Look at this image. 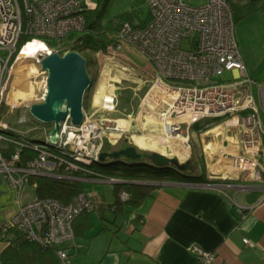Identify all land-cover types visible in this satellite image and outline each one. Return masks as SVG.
<instances>
[{
    "label": "built area",
    "instance_id": "obj_1",
    "mask_svg": "<svg viewBox=\"0 0 264 264\" xmlns=\"http://www.w3.org/2000/svg\"><path fill=\"white\" fill-rule=\"evenodd\" d=\"M146 2L148 20L141 23L121 19L107 51L99 54L118 57L128 47L138 50L153 63L154 73L138 113L154 115L160 120L162 130L154 135L156 145L172 149L169 140L181 135L186 137L191 154V127L199 124L197 130L202 131L215 124V118H222L226 128L238 129L240 147L211 155L210 177L263 181L264 81H256L249 75L236 37L230 2ZM97 6V0H0V109L11 66L21 49L18 48L21 37L28 34L40 41L49 38L55 45H48L47 54L59 51L70 32L85 27V12ZM124 61L115 65H121L129 76L134 67L128 58ZM228 71L232 72L229 79L225 78ZM46 93L47 86L44 98ZM116 96L113 92L104 100L116 104ZM84 110L85 119L81 124H73L70 117L61 122L55 140L48 136L45 141H33L23 131L15 136L7 123L0 122V172L7 174L17 192L32 175L119 181L115 176L97 171L94 164L102 160L101 153L107 149V142L115 145L120 137L116 132L124 129L108 120L102 108L99 111L104 113L97 118ZM27 144L38 153L21 162L22 147ZM121 197L127 199L128 192L122 191ZM96 203L97 198L85 191L66 202L53 197L18 200L15 214L1 229L6 233L13 228L25 239L56 247L61 263L69 264L70 250L61 244L75 237V218L82 212L95 210ZM239 214L243 220L247 211L240 207ZM243 239L251 243L249 237ZM191 249L200 262L209 263L215 258L213 251L198 244H193Z\"/></svg>",
    "mask_w": 264,
    "mask_h": 264
},
{
    "label": "crops",
    "instance_id": "obj_2",
    "mask_svg": "<svg viewBox=\"0 0 264 264\" xmlns=\"http://www.w3.org/2000/svg\"><path fill=\"white\" fill-rule=\"evenodd\" d=\"M130 49L125 48L118 57L101 54L105 66L110 64L106 71L110 75L103 82L110 83L114 78L112 83L119 87V92L127 87L122 79L127 76L121 65L115 63L122 64L128 58V63L134 67L129 79L134 78L135 82L139 75L151 80L154 73L152 62L148 58L139 63L133 61L128 52ZM105 87V96L115 92L109 91V85ZM96 105L95 110L102 108L105 113L111 112L102 103ZM211 129L198 131L197 126H192L189 131L191 140L202 144L206 155L239 149L238 133L234 137L225 127L222 134L211 132L206 136ZM159 147L165 150L168 146ZM195 164L192 175L205 172V177L211 180L167 178L148 181L152 187L142 201L118 212L104 206L114 201V186L108 197L106 191L96 187V183L103 180L85 179L93 187L88 190L84 187V191L100 197L104 204L101 205L103 208L78 217L75 237L61 244L70 250L69 264H264V180L211 178L208 164L205 168L197 166V162ZM36 186L30 180L17 192L7 174L0 172V229L15 214L18 200L25 202L37 197ZM240 207L247 211L243 220L240 219ZM245 236L251 239V243L244 241ZM6 243L0 232V250ZM193 244L213 251V261L200 262L191 249Z\"/></svg>",
    "mask_w": 264,
    "mask_h": 264
},
{
    "label": "rangeland",
    "instance_id": "obj_3",
    "mask_svg": "<svg viewBox=\"0 0 264 264\" xmlns=\"http://www.w3.org/2000/svg\"><path fill=\"white\" fill-rule=\"evenodd\" d=\"M186 1L193 4H201L204 0ZM229 1L232 3L234 10L243 15L239 21H235V33L239 42L241 53L247 63L249 75L256 81H264V0ZM148 12L149 8L146 0H110L104 17V22H107L111 19H130V21L132 20V22H136L140 21L141 19H146L148 17ZM47 46L48 44L46 42L33 39V41L21 47V52H23L22 54L25 57L18 59V55L21 50L20 49L11 66L8 87L4 93L0 109V122L7 123V125L10 127L8 130L11 133L15 134V136H19L21 131H23L28 139L35 141H42L43 137L50 136V132L53 128L52 123L45 125L40 124L43 126L36 125L38 127H31L28 126V124H24V121L25 123L26 121H30L31 116H33L30 113L31 103L44 100L48 74L41 65V58L39 59L38 57L37 59V55L39 51ZM80 52L85 57L91 56L97 59V64H93L90 67V74L92 76H96L94 78V83L85 94V100L87 104L85 109L89 111V114H91L92 118H97L101 114V111L95 110L98 108L96 103H100L95 101L97 93H104V89L107 88L105 87L106 85H109V91H115L114 84L112 83L113 81L110 83L103 82V79L107 80V75L109 73L106 71H108L110 64L108 65L107 63L108 66L106 67L105 58L101 54L95 53L90 49H85L84 51ZM128 52L129 54L131 53L132 60L137 63H139V61L147 60V58L136 49H130ZM104 67H106L105 70ZM231 76V71L225 73V78L229 79ZM129 78L131 77L127 76L125 79L122 78L124 81L123 84L127 87L121 89V92H118V90L115 91L117 95L115 100L116 104L108 102L105 104L102 102V106L105 109L111 110L110 113H105V116L108 117V120H111L112 123L116 122L117 126L124 129L123 132H116L117 135H120L118 140L115 142L116 144L112 145L107 142L106 148L112 149L119 147L122 142L127 139L128 142L136 144L141 149L150 151L156 150L172 154L173 150L169 146L167 149L162 150L161 147L154 143V135L159 134L162 130V124L160 120L154 115H144L138 113L142 98L150 86V78L145 75H139L136 79V82L134 81V78L131 80ZM137 81H141L142 83ZM94 102H96L95 105H93ZM122 119H126L129 124L127 122H125V125H123V123L121 124L119 120ZM217 120L219 121L216 124H213L212 126L210 125L204 130H209L217 124H224L222 118ZM33 127L35 128L32 129ZM223 131L224 130L208 131L205 133V135L207 136L211 132L222 134ZM228 131L234 137L237 136L238 129L236 127H230ZM133 136H139L142 138L144 142L143 146L145 147L138 145L132 138ZM190 143L191 154L189 148V150L184 155H182V158L180 159L183 160L190 154L188 159L197 162V166H202L205 168L208 163H211L210 155H206V153H204L202 144L200 146L199 144L194 143L192 140ZM112 160H114V158L109 157L107 158L106 162H112ZM82 183L83 187H85L87 190L93 187V185L90 186L91 183L84 179H82ZM96 184L98 185L96 186L97 188L101 187L103 191L107 192L108 197L112 195L111 188L114 186V182L103 180V182ZM95 216L96 214H94V218Z\"/></svg>",
    "mask_w": 264,
    "mask_h": 264
},
{
    "label": "trees",
    "instance_id": "obj_4",
    "mask_svg": "<svg viewBox=\"0 0 264 264\" xmlns=\"http://www.w3.org/2000/svg\"><path fill=\"white\" fill-rule=\"evenodd\" d=\"M97 2L98 6L95 9L85 12V27L80 31L70 32L64 38L61 45L62 47L59 49L61 53H65L68 50H77L80 52L85 49H90L95 53H104L107 51V46L113 41L114 32L121 19H111L104 22L110 0H97ZM230 4L233 6L231 2ZM232 10L234 22L239 21L243 15L234 10V7H232ZM148 18L149 16L146 19H141L142 23L146 22ZM31 39H33L32 35H23L19 41L18 48L20 49L23 47V45ZM44 41L50 46L55 45V42L49 38H44ZM86 58L88 70L90 72V67L93 64H97V59L91 56H86ZM92 77L95 78L96 76L93 75ZM86 105V100L84 99V106L86 107ZM217 119L219 118H215V123L219 121ZM24 124H28V126L32 127L40 125L42 122L34 116H31V120L26 121V123L24 121ZM195 126L198 127L199 124H195ZM34 128L35 127L32 129ZM45 139L46 138L43 137L42 141H45ZM37 153V150L34 149L32 145L27 144V146L22 147L21 162L35 156ZM106 160L107 158L98 161L94 164V167L97 171L105 175H112L118 178L119 181L114 183L113 189L115 199L112 203L104 204V201L100 197L93 196L97 198L95 209L103 208L101 205L104 204V206L111 207L115 212H118L124 211L127 206H135L149 193L152 186L147 184L148 181L167 178H191L202 181L211 180L205 177V172L192 175L194 174L192 173L194 171L192 169H180L172 163L157 165L148 158L139 161H132L125 157L114 159L112 162H106ZM195 165L196 164L193 165V169ZM30 180L37 185V197H53L66 202L78 192L84 191L81 179L50 175H32ZM122 191L128 192L129 197L127 199L121 197ZM85 213L88 212H82L75 218L73 222L74 232L76 230V219L78 217L82 218ZM0 232L7 241L5 247L0 250V264H62L56 247L45 246L36 241L25 239L13 228L9 229L6 233L0 229Z\"/></svg>",
    "mask_w": 264,
    "mask_h": 264
},
{
    "label": "water",
    "instance_id": "obj_5",
    "mask_svg": "<svg viewBox=\"0 0 264 264\" xmlns=\"http://www.w3.org/2000/svg\"><path fill=\"white\" fill-rule=\"evenodd\" d=\"M48 70L47 93L44 100L30 105L31 114L43 124L52 123V140L57 138L61 122L70 117L73 124L79 125L85 119L84 99L92 87L94 78L87 66V58L77 50L48 53L40 59ZM125 157L132 161L150 159L157 165L175 164L180 169H193L194 161L179 160L174 154L144 150L125 139L119 147L103 150L101 159Z\"/></svg>",
    "mask_w": 264,
    "mask_h": 264
},
{
    "label": "bare ground",
    "instance_id": "obj_6",
    "mask_svg": "<svg viewBox=\"0 0 264 264\" xmlns=\"http://www.w3.org/2000/svg\"><path fill=\"white\" fill-rule=\"evenodd\" d=\"M31 41H33V40H30V41H28L27 43H29V42H31ZM26 43V44H27ZM25 44V45H26ZM25 45H23V46H25ZM49 46H47V47H45V48H43L41 51H39V53H38V55H37V59H38V57H39V59L40 58H42V56H44L45 54H47V52H49ZM22 51V48H21V50H20V52H19V55H18V59H21V57H25L22 53L23 52H21ZM24 51V50H23ZM44 69V68H43ZM44 70H46L47 71V74H48V70L47 69H44ZM107 94V93H106ZM104 97H105V94L102 92H100V93H97V95H96V102H100V103H102V102H105V100H104ZM106 103V102H105ZM97 104V103H96ZM120 121V123L122 124L123 123V125H125V122H127V120L126 119H122V120H119ZM127 123H129V122H127ZM224 124L222 125V124H217V125H215L210 131H214V130H224ZM133 139H134V141L138 144V145H140V146H143V139L142 138H140L139 136H133L132 137ZM152 139V138H151ZM169 142H170V144L172 145V149H173V151L172 152H175L176 154H178L179 156H180V158H182V155H184L188 150H189V146L187 145V143H186V137H184V136H181V135H177V136H173L170 140H169ZM155 143V142H154ZM208 146V145H207ZM143 147H145V146H143ZM150 148V147H149ZM177 156V155H176ZM178 157V156H177ZM179 157H178V159L179 160H181Z\"/></svg>",
    "mask_w": 264,
    "mask_h": 264
}]
</instances>
